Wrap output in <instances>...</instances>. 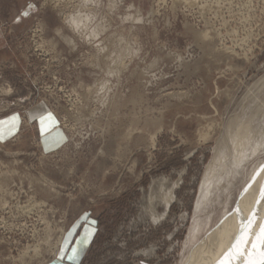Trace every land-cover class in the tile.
<instances>
[{
	"label": "rangeland",
	"instance_id": "1",
	"mask_svg": "<svg viewBox=\"0 0 264 264\" xmlns=\"http://www.w3.org/2000/svg\"><path fill=\"white\" fill-rule=\"evenodd\" d=\"M0 88L19 122L0 141V264H192L230 246L220 229L235 238L264 166V0H0Z\"/></svg>",
	"mask_w": 264,
	"mask_h": 264
},
{
	"label": "bare ground",
	"instance_id": "2",
	"mask_svg": "<svg viewBox=\"0 0 264 264\" xmlns=\"http://www.w3.org/2000/svg\"><path fill=\"white\" fill-rule=\"evenodd\" d=\"M64 18H66L67 19V22H68V25L72 28V29H80V26H78V23L80 22V19H77L75 16H73L72 14H68V15H64ZM73 31V30H72ZM89 31H93V30H91L90 28H89ZM203 37V36H202ZM69 41H70V39H69ZM71 42V41H70ZM104 45V44H103ZM72 47H73V45H72ZM97 54V53H96ZM104 55V54H103ZM98 58V57H97ZM0 89H2V88H0ZM9 91V90H8ZM3 92V91H2ZM7 93V92H6ZM250 116V115H249ZM252 117V116H251ZM253 120V119H252ZM248 121V120H247ZM249 125V124H248ZM247 125V126H248ZM247 128V127H246ZM249 128V127H248ZM251 128V127H250ZM254 128V127H253ZM262 129V128H261ZM241 130V129H240ZM250 130V129H249ZM249 130H247V132H249L250 133V131ZM263 131V130H262ZM246 132V133H247ZM257 132V131H256ZM255 131H253V133H256ZM258 132H260V131H258ZM240 133H241V131H240ZM252 133V134H253ZM242 134V133H241ZM251 134V133H250ZM248 135V134H247ZM252 136V135H251ZM259 136V135H258ZM243 138H242V141H241V144L243 145V143H246V138H244V137H247L246 136V134H244L243 133V136H242ZM248 137H250V135L248 136ZM256 137V136H255ZM260 138H259V141L257 142V140H258V138H257V140H256V142H255V144H254V146L251 148V151H255V149H257V148H259V144L261 145L262 144V139L261 138H263V135H261V136H259ZM253 138V136L251 137V139ZM252 142H253V140H251ZM250 140H249V143L251 142ZM251 142V143H252ZM247 143H248V141H247ZM244 145H246V144H244ZM250 146V145H249ZM242 146H240V145H238V142H237V147H236V149H235V152H236V155L234 154V157H233V161H234V164L235 165H233L232 164V166H230V169L233 167V168H235V166H237L238 164H239V162L238 161H241L242 160V157H241V152H242V150H243V148H241ZM248 150V149H247ZM228 170H229V167H226ZM224 169H225V166H224ZM232 170V169H231ZM260 170H262V168L260 169ZM234 171H236V170H234ZM225 172H226V170H225ZM227 174H228V171H227ZM226 175V174H225ZM264 175V170H262V171H258V173H256V175H254V177H255V180H252L251 182H250V184H249V189H248V191H246L245 193H243L242 195H241V197L239 198V200H238V203H237V205H236V207H235V209L233 210V211H231V213H235V211H237V209H239V211H237V212H240V209H242V211H243V209L244 210H247V212L246 211H244V212H246V214H245V218H244V221L246 222L247 221V218L253 213V211H255V224H254V230H258V227H259V224H260V217H259V215H260V209H259V206H260V204L259 203H263V202H261V201H264V200H262L261 199V197H260V195L257 193V201H255V199H254V197H255V191H253L254 189H255V186H256V184H257V181L261 178V180H262V176ZM219 179H220V175H219ZM263 182V181H262ZM202 183H204V181L202 182ZM252 183V184H251ZM258 186H260V185H258ZM262 186V185H261ZM263 186H264V183H263ZM203 187V186H202ZM202 187H201V189H202ZM248 188V187H247ZM246 188V189H247ZM260 190V189H259ZM258 191V190H257ZM15 193V192H14ZM247 194L249 195L250 194V196L248 197L247 196ZM260 197V198H259ZM203 200V199H202ZM202 200H198L197 201V206H199V203L201 202L202 203ZM206 200V199H205ZM205 200H204V202H205ZM260 201V202H259ZM201 205V204H200ZM263 205V204H262ZM262 209V208H261ZM260 210V211H259ZM241 211V212H242ZM263 211V210H262ZM261 211V212H262ZM237 212H236V214H237ZM243 213V212H242ZM264 213V212H263ZM244 214V213H243ZM241 215V214H240ZM240 215L235 219V220H232L231 221V219L229 220V221H231V222H229L228 221V223H230V226L232 227H234L235 226V229H237L238 228V225L239 224H241V220L243 219V217L241 218L240 217ZM261 216V215H260ZM259 217V218H258ZM226 221V220H225ZM223 224H226V223H223ZM228 225V224H227ZM232 227V228H233ZM220 228H222V226H220V227H218L217 229H218V231H219V229ZM239 230V229H238ZM220 231H222V239L220 240L221 242L220 243H223L222 242V240L225 242V240H226V243L228 242V243H230V242H232V238L234 237V235L236 234L235 233V231H233L232 232V230H230V233L229 234H227L228 232H229V226H227L226 227V225L225 226H223V228H222V230L220 229ZM237 231V230H236ZM216 232H217V230H216ZM238 232V231H237ZM218 233V232H217ZM235 233V234H234ZM221 234V233H220ZM212 238V237H211ZM210 238V240H211V244H213L214 246H220L218 243L216 244V240H212ZM215 238V237H214ZM216 239V238H215ZM234 239V238H233ZM225 243V244H226ZM231 244V243H230ZM213 246V247H214ZM229 246V245H228ZM228 246H226L224 249H223V251L221 252V253H219V251H220V248H219V250L217 251V252H215L214 253V250H215V248L216 247H214L213 248V252H211V248H209V250H204V253L202 252V255H201V257L199 258V260L197 261V262H193L192 264H215V262L223 255V253L225 252V250L228 248ZM209 247V246H208ZM210 247H212V246H210ZM210 251V252H209ZM210 255H211V257H210ZM206 259V260H205ZM191 264V263H190Z\"/></svg>",
	"mask_w": 264,
	"mask_h": 264
},
{
	"label": "snow or ice",
	"instance_id": "3",
	"mask_svg": "<svg viewBox=\"0 0 264 264\" xmlns=\"http://www.w3.org/2000/svg\"><path fill=\"white\" fill-rule=\"evenodd\" d=\"M51 113L47 117H40L41 131L51 134V128L47 121H51ZM54 142L59 143L53 137ZM264 170V166H262ZM255 180V177H253ZM261 199L264 200V187L260 189ZM239 211V209H237ZM255 211L247 218L245 222L241 220L240 228L229 248L215 262V264H264V223L259 225L258 231L254 230ZM69 259H75L77 249L73 248Z\"/></svg>",
	"mask_w": 264,
	"mask_h": 264
},
{
	"label": "crops",
	"instance_id": "4",
	"mask_svg": "<svg viewBox=\"0 0 264 264\" xmlns=\"http://www.w3.org/2000/svg\"><path fill=\"white\" fill-rule=\"evenodd\" d=\"M43 106V108H45L43 110V112L41 111V113L39 114H35L33 113L34 111L36 110H40L39 108H41ZM48 112H47V109L44 105H39V106H35L34 108H32L30 110V115L31 117H38L39 119V122H40V117L41 116H45L47 117L48 116ZM53 122V119L51 121H47V124H50ZM18 116L16 113H11L7 116H4L2 118H0V141H4L6 139H8L10 136H12L18 129ZM41 126V124H40ZM41 128V127H40ZM41 131V130H40ZM42 132V135L44 137V140H45V137L47 136V133L44 132V131H41Z\"/></svg>",
	"mask_w": 264,
	"mask_h": 264
}]
</instances>
